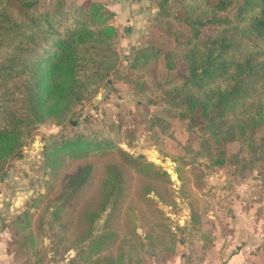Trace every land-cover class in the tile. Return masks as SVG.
I'll use <instances>...</instances> for the list:
<instances>
[{
    "label": "rangeland",
    "instance_id": "obj_1",
    "mask_svg": "<svg viewBox=\"0 0 264 264\" xmlns=\"http://www.w3.org/2000/svg\"><path fill=\"white\" fill-rule=\"evenodd\" d=\"M60 1L66 9L101 4L117 31L115 56L95 59L102 66L110 60L114 65L96 82L95 94L74 106L71 120L36 124L22 158L0 173V227L9 231L8 249L15 260L83 264L76 257L77 246L89 236L93 240L111 233L109 247L96 256L107 259L101 264L119 263L124 248L129 255L125 264H197L215 238L226 240L234 229L245 232L261 226L263 163H249L255 144L215 143L198 125L200 119L192 124L190 115L175 108L161 112L166 90L181 85L186 76L180 53L190 30L181 21L183 2L38 0L30 11L49 10ZM14 16L19 17L16 12ZM169 51L167 62L164 55ZM155 114L163 117V130L151 127ZM93 132L114 147L82 158L67 151L46 158V146L53 141L77 133L93 137ZM262 137L264 125L254 130L252 140L258 143ZM219 151L224 163L211 164ZM135 157L154 167L136 168ZM115 172L118 182L109 176ZM24 209L32 214L27 230L31 245L23 234L15 236L12 225ZM233 215L236 220L231 222Z\"/></svg>",
    "mask_w": 264,
    "mask_h": 264
},
{
    "label": "trees",
    "instance_id": "obj_2",
    "mask_svg": "<svg viewBox=\"0 0 264 264\" xmlns=\"http://www.w3.org/2000/svg\"><path fill=\"white\" fill-rule=\"evenodd\" d=\"M37 1L0 0V173L10 168V162L22 158V148L36 124L61 125L71 120L74 106L95 94L96 82L114 65L110 60L102 66L95 59L115 56L112 46L117 31L101 4L66 9L60 1L52 9L32 13ZM181 1V21L190 30L180 53L186 76L181 85L166 90V107L161 112L175 108L179 114L190 115L192 124L200 119L198 125L215 143L255 144L249 163L261 161L264 169V137L258 143L252 140L254 130L264 125V0H217L214 5L209 0ZM171 54L165 53L167 62ZM165 126L163 117L155 114L151 127L163 130ZM96 133L93 137L77 133L53 141L46 146V158L57 151L82 158L114 147L111 140ZM210 163L222 165L223 151ZM135 167L154 164L135 157ZM115 174L109 176L118 182ZM111 193L107 191L104 198ZM31 215L24 209L12 221L15 235L23 234L28 245L32 244L27 231ZM110 234L93 240L89 236L84 245L77 246L78 260L83 264L107 261L96 256L109 247ZM118 255L117 264H125L129 258L126 248Z\"/></svg>",
    "mask_w": 264,
    "mask_h": 264
},
{
    "label": "crops",
    "instance_id": "obj_3",
    "mask_svg": "<svg viewBox=\"0 0 264 264\" xmlns=\"http://www.w3.org/2000/svg\"><path fill=\"white\" fill-rule=\"evenodd\" d=\"M230 219L234 222L236 216ZM255 220L252 223H256ZM259 225L257 229L252 226L245 232L234 229L226 240L215 238L213 246L205 250L197 264H264V219ZM3 229L0 227V264H20L8 249L9 231Z\"/></svg>",
    "mask_w": 264,
    "mask_h": 264
},
{
    "label": "water",
    "instance_id": "obj_4",
    "mask_svg": "<svg viewBox=\"0 0 264 264\" xmlns=\"http://www.w3.org/2000/svg\"><path fill=\"white\" fill-rule=\"evenodd\" d=\"M126 31H128V30H126ZM108 83H109V81H108ZM141 156H143V155H141Z\"/></svg>",
    "mask_w": 264,
    "mask_h": 264
}]
</instances>
